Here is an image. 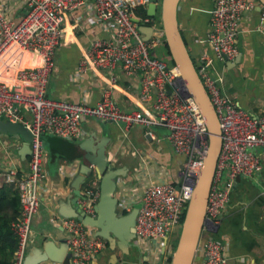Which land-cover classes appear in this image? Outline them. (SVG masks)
I'll return each mask as SVG.
<instances>
[{"label": "built area", "instance_id": "built-area-1", "mask_svg": "<svg viewBox=\"0 0 264 264\" xmlns=\"http://www.w3.org/2000/svg\"><path fill=\"white\" fill-rule=\"evenodd\" d=\"M150 2L20 0L22 12L15 19L9 1L0 0V117L21 122L32 133L27 165L23 166L18 160L0 168V185H13L20 199V213L11 223L18 241L12 264H23L34 241L32 223L39 212L41 186L46 178L43 134L68 140L82 139L86 135L83 122L88 118L118 123L124 134L134 125H143L151 139L156 138L152 126L168 129L166 138L171 162H162L152 153L138 150L136 166L129 177H117L115 193L122 212H129L140 203L134 225L135 240L143 255L139 264H159L162 256L172 257L175 247L169 245V236L181 230L208 148V136L198 104L180 91L177 65L157 54L159 45L167 48L161 22L153 16L137 13L139 8L146 10ZM260 6L259 0H213L207 31L212 54L203 52L195 60L215 107L222 136L206 205L210 228L219 224L235 179L251 176L262 168L254 148L264 147V115H254L226 93L222 87L223 75L214 67L215 60L231 61L237 57L240 23L247 12ZM80 8L88 24L109 34L91 39L74 73L76 80L89 71L108 73L109 86L95 102L48 95L55 55L66 36L65 20L69 13ZM259 10L264 20V8ZM142 24L152 27L148 38L139 29ZM263 27L264 23L260 29ZM116 68L126 76L139 78L141 103L136 108H122L113 98ZM25 112L29 118H25ZM81 193L79 204L87 214L94 216V205L100 193L95 173L85 181ZM58 218L71 255L64 262L41 264H91L96 260L106 240L75 217ZM199 247L205 257L204 264H228L226 239L207 234Z\"/></svg>", "mask_w": 264, "mask_h": 264}, {"label": "crops", "instance_id": "crops-1", "mask_svg": "<svg viewBox=\"0 0 264 264\" xmlns=\"http://www.w3.org/2000/svg\"><path fill=\"white\" fill-rule=\"evenodd\" d=\"M8 1L13 16L18 19L22 12L20 0ZM212 5L213 2L206 4L203 0H181L179 4V25L195 60L203 52L212 54L207 42ZM82 10L80 8L67 15L64 24L66 36L55 55V70L48 85V95L72 101L95 102L105 87L109 86L108 73L89 71L79 80L74 78V73L91 39L108 37L109 34L98 26L88 24ZM79 13L82 16L78 19ZM263 23L258 7L247 12L237 34L239 54L234 60H215L214 63L215 69L223 75L224 91L256 116L264 115V27L260 29ZM142 26L144 36H151L152 31L147 28L149 25ZM115 73L117 80L112 88L113 98L122 108H136L141 103L138 100L139 78L126 76L120 68H116ZM30 86L33 88V85ZM29 117L25 112V118ZM99 121L103 120L88 118L83 122L86 135L82 139L68 140L43 134V140L46 141L43 163L46 178L41 186L39 212L32 223L34 241L30 248L40 244L46 237L57 243L65 237L58 217H64L60 211L69 208L71 181L81 168L75 146L82 140L89 139L94 149L104 144L108 162L120 167L123 176L127 177L138 162V150H146L162 162H171L167 133L159 127H156L158 130L151 127L156 135L155 139H151L143 125H134L127 134L124 131L119 134L116 127L106 131ZM21 146V139H0V168L18 160L23 166L27 165L29 155L22 159L18 153ZM254 151L261 159V170L251 176H238L235 179L229 201L221 211L219 224L215 228L206 226L199 242L207 234L226 239L228 264H264V147L257 146ZM117 210L119 215L128 213L122 212L118 206ZM142 256L135 234L128 238V243L113 237L112 242L106 240V246L91 264H139ZM168 257L162 256L159 264H169ZM204 258L198 247L192 264H204Z\"/></svg>", "mask_w": 264, "mask_h": 264}, {"label": "water", "instance_id": "water-1", "mask_svg": "<svg viewBox=\"0 0 264 264\" xmlns=\"http://www.w3.org/2000/svg\"><path fill=\"white\" fill-rule=\"evenodd\" d=\"M181 0H151L146 8V14L156 18L159 12L160 22L166 39L167 51L170 59L180 71L178 84L183 95L191 96L198 104L207 125L208 148L203 159L199 174L195 179L193 194L188 202L182 222V227L169 264H192L199 247L204 226H209L206 217V205L218 153L221 148V128L215 107L200 78L195 59L181 31L178 19V9ZM264 8V0H259ZM259 8V9H260ZM144 26L139 29L145 32ZM150 31L152 27L147 26ZM145 28V29H147ZM148 38V37H145ZM171 92V89H168ZM21 139L22 146L18 150L22 159L30 154V141L32 133L21 122L9 121L0 117V139ZM43 144L46 141L43 140ZM81 160L79 172L72 178V197L69 208H64L60 213L64 217H75L85 225L90 226L95 235L107 241L113 237L128 243V238L134 235L135 219L140 203H136L131 211L119 215L117 210V197L115 196L116 179L124 175L120 167H115L108 162L104 144L94 149L89 139L82 140L76 146ZM95 173L99 179L100 193L94 205L95 215L87 214L78 200L83 197L81 188L90 175ZM71 255L66 237L57 243L46 237L40 244L29 248L23 264H41L46 261L64 262Z\"/></svg>", "mask_w": 264, "mask_h": 264}, {"label": "trees", "instance_id": "trees-1", "mask_svg": "<svg viewBox=\"0 0 264 264\" xmlns=\"http://www.w3.org/2000/svg\"><path fill=\"white\" fill-rule=\"evenodd\" d=\"M137 13L145 15L146 10L139 8ZM168 59L174 63L169 56ZM19 213L20 199L17 189L13 185H0V264H12L18 241L11 229V223ZM170 261L171 257L168 259L169 263Z\"/></svg>", "mask_w": 264, "mask_h": 264}, {"label": "rangeland", "instance_id": "rangeland-1", "mask_svg": "<svg viewBox=\"0 0 264 264\" xmlns=\"http://www.w3.org/2000/svg\"><path fill=\"white\" fill-rule=\"evenodd\" d=\"M203 2L207 4L209 2H213V0H203ZM156 19L158 21H160L159 12L156 14ZM157 54L165 56L167 58L169 56V54L167 52V48H165L161 45H159L157 48ZM99 122H100L101 126L106 131H109L110 129H113L114 127H116V129L119 131V134H121L123 132L122 126L118 123L110 122V121H99ZM156 127H159L162 131H164L168 134V129L166 127H164V126H153V129L158 130L159 128H156ZM179 233H180V229H178L177 231H174L170 234L168 242H169V245L170 244L172 245V247H175V244L178 240Z\"/></svg>", "mask_w": 264, "mask_h": 264}]
</instances>
